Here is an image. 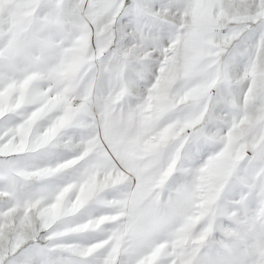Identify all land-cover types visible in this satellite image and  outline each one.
<instances>
[{
    "label": "snow or ice",
    "instance_id": "obj_1",
    "mask_svg": "<svg viewBox=\"0 0 264 264\" xmlns=\"http://www.w3.org/2000/svg\"><path fill=\"white\" fill-rule=\"evenodd\" d=\"M0 264H264V0H0Z\"/></svg>",
    "mask_w": 264,
    "mask_h": 264
}]
</instances>
